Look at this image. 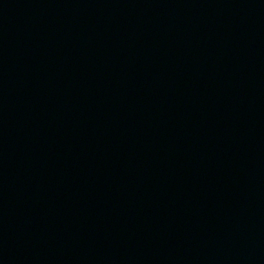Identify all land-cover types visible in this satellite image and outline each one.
<instances>
[{"label": "water", "instance_id": "1", "mask_svg": "<svg viewBox=\"0 0 264 264\" xmlns=\"http://www.w3.org/2000/svg\"><path fill=\"white\" fill-rule=\"evenodd\" d=\"M0 264H264V0H0Z\"/></svg>", "mask_w": 264, "mask_h": 264}]
</instances>
